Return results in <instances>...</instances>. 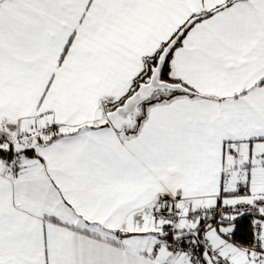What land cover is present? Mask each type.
<instances>
[{"label":"snow or ice","instance_id":"1","mask_svg":"<svg viewBox=\"0 0 264 264\" xmlns=\"http://www.w3.org/2000/svg\"><path fill=\"white\" fill-rule=\"evenodd\" d=\"M0 264H264V0H0Z\"/></svg>","mask_w":264,"mask_h":264}]
</instances>
